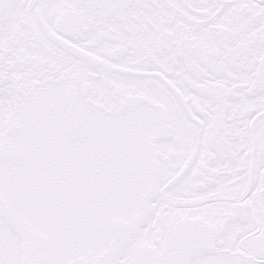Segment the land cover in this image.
<instances>
[{"label": "snow or ice", "instance_id": "snow-or-ice-1", "mask_svg": "<svg viewBox=\"0 0 264 264\" xmlns=\"http://www.w3.org/2000/svg\"><path fill=\"white\" fill-rule=\"evenodd\" d=\"M0 264H264V0H0Z\"/></svg>", "mask_w": 264, "mask_h": 264}]
</instances>
